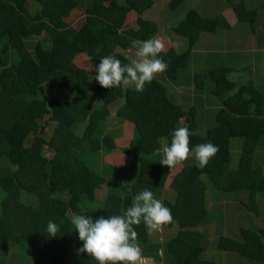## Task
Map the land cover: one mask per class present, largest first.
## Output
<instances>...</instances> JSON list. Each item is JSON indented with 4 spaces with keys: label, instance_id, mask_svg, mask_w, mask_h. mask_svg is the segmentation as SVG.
<instances>
[{
    "label": "trees",
    "instance_id": "1",
    "mask_svg": "<svg viewBox=\"0 0 264 264\" xmlns=\"http://www.w3.org/2000/svg\"><path fill=\"white\" fill-rule=\"evenodd\" d=\"M186 1L171 0L168 9L175 11ZM152 6L153 0H0V190L5 194L0 202V242L16 245L24 250L23 255L47 260L45 264H97L87 253L77 251L82 241L69 214L93 218L122 214L134 195L146 187L157 198L171 172L159 163L158 149L162 140L170 142L173 128L187 123L190 150L208 141L218 150L203 168L195 166L191 155L182 161L183 168L171 183L173 196L162 199L172 220L160 227H177L176 238L185 246L172 255V264H219L205 257L204 233L198 230L210 216V190L231 197L248 194L247 201L242 197L237 200L238 210L242 209L238 220L245 222L244 226L237 236L223 239V250L232 255L229 264H264V228L257 227L250 214L259 215L264 200V166L258 162L264 160V87L231 78L237 67L219 65L196 73L195 89L207 87L221 105L214 126L203 133L197 109H185L176 102L168 82L153 78L140 92L131 87L104 88L96 81L92 84L90 74L74 63L83 52L93 63L108 55L126 63L128 58L118 50L132 49L131 39L154 38L158 32L154 21L142 17ZM77 7L83 9L85 17L80 27L74 28L66 18ZM232 8L238 23L247 22L253 31L256 10L248 8L244 0ZM131 11L139 14L136 27L124 29ZM229 28L222 15L209 18L188 10L174 31L188 39L189 48L167 53L172 62L165 70L167 77L176 80L189 67L192 51L200 46L202 37ZM19 38L34 40L33 52L25 56L17 50L20 61L9 64L6 55L19 45ZM239 64L245 66V61ZM55 82L60 83L66 98H52L49 87ZM117 103L116 117L135 124V137L126 151L137 157V175L122 191L110 192L99 203L100 214H94L84 202L98 203L95 194L107 182V173L85 158L89 153L109 154L117 149L115 136L106 127L110 107ZM40 115L48 118L45 125ZM52 125L48 138L45 133ZM241 139V153L235 162L233 142ZM47 149H52L53 156ZM199 176L203 181L195 194ZM27 198L31 202H26ZM49 221L58 225L55 236H48ZM133 227L136 243L147 247L150 236L145 225ZM71 248L75 255L68 263Z\"/></svg>",
    "mask_w": 264,
    "mask_h": 264
},
{
    "label": "crops",
    "instance_id": "2",
    "mask_svg": "<svg viewBox=\"0 0 264 264\" xmlns=\"http://www.w3.org/2000/svg\"><path fill=\"white\" fill-rule=\"evenodd\" d=\"M170 1L171 0H153V2H154L153 6L150 9H148L147 11H145L144 14L142 15V17L144 19L154 21L157 24L158 32L154 38H158L164 45L163 51L160 52L158 55L167 63V65L172 63L171 61H168L166 58V55L170 50L173 49L177 53H182V52H185L189 48L188 39L183 37V36L178 35L174 31L175 25L179 22L180 19H182V17L185 15V13L188 10L194 9V10L198 11L200 13V15H202L204 17H209V18L214 17L218 14L222 15L226 19L230 28L234 27L238 24L236 14L232 8V5L236 4V2L238 0H187L186 4H189L188 7L185 8V7H183L185 5H182L179 9H177L175 11H171L168 9V3ZM209 5H215L216 6V13L213 16H207V14L205 12L206 8ZM84 17H85V14H84L83 9L81 7H77L71 11L70 16L68 18H66V22L69 23L72 27L77 28L76 25H74V22H78L79 20L83 21ZM138 18H139V14L137 12H135V11L129 12L127 15V18H126L124 29L136 27V23H137ZM225 31L228 32L227 30H223V32L221 34H219V37H221L222 34L224 37V39L223 40L221 39L220 41H218V39H216V37H215L216 35H214V34H209L208 37H205V36L202 37L201 41H200L201 47L197 46L192 51L191 64L183 72H180L179 77L176 80H170L167 77L166 71L157 73L154 76V78H157V79L162 80V81H166L172 86V88H173L172 92H173L174 97L176 98V102L180 103L181 106L184 107L185 109H189V108H186L187 104L182 103L185 101V99H183V98L190 99L189 96L191 95L192 100L194 101L196 94H198V96H201L202 93L208 91L206 98L204 99V102L200 106V108H202V111L209 115L210 119L208 121V125L205 124V125H203L204 127H201L200 126L201 122L198 119L200 130L201 131L205 130V132L207 131V129L209 127L214 126V121H215L214 116H215V113L218 110V108L221 107V105L216 98L211 96V91L207 87H205L203 90H196L195 89V86L193 84L194 83V75L198 72H200V73L205 72V71L207 72L210 69V67L212 69V67H215V66L218 67L219 65H222V66L225 65L226 67L232 66V65L223 64L222 61H219L218 63H216L219 60L218 56L224 55L227 58L230 55L232 50L240 51L238 49L244 48V47H246L247 44H250V46H249L250 50L245 53V54H247V53L249 54L250 62L249 63H248V61L245 62V66H243V67H245L246 69L244 70L243 67H241V70L245 71L244 72V76H245V74L251 73L253 68H257L258 73L259 72L263 73L262 78H260V80L262 81L261 82L262 85L261 86L259 85V87L261 89H263V87H264V58H263L264 57V38L261 37L262 35H260V36L259 35L255 36L254 34H251V36L246 35L242 40V46L238 47V46H236V42H234V44L231 43V40H229V35L224 34ZM19 40H21V41H20L19 45L17 43L16 47H18L17 50L19 51L20 54H23V52L26 50H27V52H31V53L33 52V48H32L33 45L32 44H33L34 40L31 42L30 41H28V42L23 41L21 38H19ZM202 40H205L208 46L207 45L203 46L204 41H202ZM118 52L122 53L127 58L134 54L133 49L118 50ZM239 62L240 61L233 63V67L238 65ZM74 63L79 68L86 70L90 74V76H91L90 81L92 84H94L95 79L92 78V76H93V73L95 71L96 63H93V61L88 56V54L84 53V52L78 54L76 56V58L74 59ZM256 65H257V67H256ZM232 74H234V72ZM232 74H231V78H232ZM187 75H190V77L189 76L187 77ZM184 78L186 80H184ZM248 81L251 83L254 82L253 79L246 80V82H248ZM52 84L53 83H51L50 85H52ZM254 84H255V82H254ZM191 93H193V94H191ZM118 103L114 104L110 107V110H111L110 120H114V118L116 117V110H117L116 108H117ZM121 122H123V121H120V123ZM123 124L125 125L126 129L123 130V132L120 136L115 137V144L117 146V149L114 150L112 153L106 154L104 156L105 157L104 159H106V161L108 162L109 165L114 164V166H117V167L125 170L127 168H131V166L135 162H137V157L135 156V154L133 152L129 153L126 151V149L129 148V146H130V144L134 138L135 124L133 122H130L127 120H125L123 122ZM182 168H183V164H182ZM182 168H181V170H182ZM181 170L178 172V174L181 172ZM108 181L109 180L107 178V183H109ZM209 192H213V191L210 190ZM213 194L215 195V192H213ZM243 194L247 198L248 194L242 193L241 195H243ZM217 195L218 194L216 193V196ZM235 196H236V194H235ZM235 196H232V197L235 198ZM165 198H167V197H165ZM163 200H164V198H163ZM163 200H161V201H163ZM245 201H247V199H245ZM235 202H236L235 204L237 207L238 203H237L236 199H235ZM260 207H261V204H260ZM259 211H260V214L256 215V217L260 218V215L262 213H261L260 209H259ZM238 213H240V212L238 211ZM228 217H229V214L227 215V217L225 219H227ZM210 218L208 219V221L213 220V218L212 219H210ZM259 218H257V221L259 220ZM216 219L217 218L214 217V220H216ZM231 219H232V216H231ZM220 220H222V218H219V221ZM219 221H218L217 225L215 226L216 230L214 231V233L217 232L216 236L220 239H212V240L209 239V240H211V241H209V244L211 242L214 243V250H212V248H210V249L208 248V250H209L208 253L209 252L217 253V257L220 260H222V259L231 260L232 255L229 252L223 250V239L226 237L232 238V237H234L235 234H233V232H231V230L227 229V226H226V229L223 231L224 225L220 224ZM253 221H255V220H253ZM254 224L261 229L264 228V224H262V225H261V223H254ZM205 227L206 226L203 225L201 228H199V230L202 233H204V239H205V245H206L208 243V242H206V241H208V239H206L207 230ZM177 229H178L177 227H173L171 229L159 227L157 230L149 232L150 241H149V244L147 247H145V246L141 247V248H143L141 256H145L152 263L154 261L156 264H160V260H159L158 255H161L162 257H166L169 264H172V261H171L172 255L178 254L185 247L176 238L177 237L176 236L177 235ZM176 249H177V251H176ZM68 253L70 256V259L68 261V263H69V262H71L72 257H74L75 254H74V250L72 248L69 250ZM19 254H22V253L17 252V254L15 253V256H17ZM204 254H205V251H204ZM10 256H11V254H10ZM27 260L28 261L30 260L29 257H27ZM36 264H40L39 261H37Z\"/></svg>",
    "mask_w": 264,
    "mask_h": 264
},
{
    "label": "clouds",
    "instance_id": "3",
    "mask_svg": "<svg viewBox=\"0 0 264 264\" xmlns=\"http://www.w3.org/2000/svg\"><path fill=\"white\" fill-rule=\"evenodd\" d=\"M130 47L134 54L122 63L115 56H102L95 65L92 78L101 87H131L143 91L146 83L155 74L163 72L167 63L158 55L164 45L158 38L144 40L131 39ZM190 130L187 123L173 128L170 142L162 140L158 151L159 163L168 168L193 156L198 168H203L210 157L218 150L210 141L189 148ZM172 220L170 209L156 198L150 188L138 191L133 201L122 214L91 215L72 214L70 222L82 244L77 249L90 255L97 264H139L142 261L140 247L136 243L133 225L143 223L148 232L157 230L162 224ZM58 225L49 221L46 225L48 236H55Z\"/></svg>",
    "mask_w": 264,
    "mask_h": 264
},
{
    "label": "rangeland",
    "instance_id": "4",
    "mask_svg": "<svg viewBox=\"0 0 264 264\" xmlns=\"http://www.w3.org/2000/svg\"><path fill=\"white\" fill-rule=\"evenodd\" d=\"M239 1V0H238ZM246 5L248 6V8L254 9L256 10V17L254 18L255 20H253L252 22V28L253 31L251 30L249 24L247 22L244 23H238L236 26L229 28L227 31L228 32H224V34L229 35V40H231V43L234 44V42H236V46H242V40L243 38L248 35L251 36V34H254L255 36L257 35H262L261 37L264 38V8H263V4H264V0H244ZM187 2H185L183 5V7H188L189 4H186ZM154 4V2H153ZM184 9V8H183ZM181 11V10H180ZM207 16H213L216 13V6L215 5H209L206 10H205ZM180 13V12H179ZM72 21V20H71ZM82 20H79L78 22H74V25H76L77 28H79V26L81 25ZM219 30V29H218ZM221 32H218L217 35L215 36L216 39H218V41H220L221 39L223 40V34L221 37H219V34ZM209 36V35H208ZM206 36V37H208ZM204 41L203 46H206L207 43L205 40ZM208 46V45H207ZM250 44H247L246 47L244 48H240L238 50L240 51H236V50H232L230 55L226 58L225 56L221 55L218 56V61L216 63H218L219 61H222L223 64H227V65H232L231 67H233V63L237 62V61H241L243 62V60L245 62L248 61V63L250 62L249 60V54H245L247 51L250 50ZM18 48H12L10 53H8L6 55V60L9 64H11L13 61L19 62L20 61V55L17 52ZM23 55L28 56L31 55V52H27L24 51ZM264 58V57H263ZM243 64V63H242ZM242 64L236 65L235 67H237V70L234 72V74H232V78L239 80V82L243 81L246 82V80L248 79H253V81L255 82V85L259 88V85H262V81L260 80V78H262L263 73L259 72L258 73V69L257 68H253L251 73L249 74H245L244 76V70H241V67H243ZM261 66V65H260ZM257 67V65H256ZM1 71L2 69H0V75H1ZM190 77V75H187V77ZM184 80H186L184 78ZM49 93L51 94L52 98L54 97H64L66 98V95L64 94V91L62 90V86L60 85L59 82H55L52 85H50L49 87ZM207 92H204L201 94V96H198V94L195 95V100H192V96L190 95V99L187 98H183L185 99L184 102H182L183 104H187L186 108H189L191 106L194 105V107L197 109V116L198 119L200 120V126L204 127L203 125H208V121H209V115L204 113L202 111V108H200L201 104L204 102V99L206 98ZM193 94V93H191ZM42 110V106H38V111ZM41 120V124L46 123V120L48 118H44L43 116H38ZM121 120L117 117L114 118V120H110L106 123V127L108 131H111V133L116 137V136H120L123 132V130L126 129L125 125L123 124V122L120 123ZM54 126L52 125L51 127H48L45 133V136L50 138L52 136V131H53ZM207 128V127H206ZM83 129H80L78 131V134L81 135ZM203 133H205V130L203 131ZM134 137H135V132H134ZM134 139V138H133ZM241 142H238L236 140H234L233 143V147H232V152H233V157H234V161L239 159V155L241 153V149H242V139L240 140ZM48 153L50 154V156H53V152L52 149H47ZM107 153L105 151L100 152L99 154H91L89 153L88 158L87 159L90 164L92 163V165L99 171H104L106 169V173H107V178H108V182L109 183H105L103 184L99 189H97L96 194H95V198L98 200V203H87L84 202L85 206H89L93 209V211H91V208H87L88 210H90V212L94 213V214H100L101 211V204L104 201V199L106 198V196L112 192V191H122L125 187V185L127 184L129 179H134L137 175V162H135L131 168H127V169H122L119 168L117 166H114V164L109 165L108 162L106 161V159H104L105 155ZM136 160V159H135ZM260 164H262L264 166V160L261 159L260 161H258ZM171 168V172L170 175L168 176V179L166 181L165 187L162 189V193L159 194L157 196L158 199L162 200L163 198L167 197L170 198L173 196L172 190H171V183L173 181V179L176 177V175L178 174V172L181 170L182 168V163L178 162L176 165L170 167ZM203 181V178L201 176H199L194 184V192L195 194L198 191L199 185L200 183ZM118 192V191H116ZM124 194V193H122ZM165 196H164V195ZM4 192L0 190V202L2 200V198L4 197ZM207 197H208V211H209V215H210V219L214 217H216V220H212V221H207L205 222V228L207 230V236L206 239H208V242L206 244L207 247H205V257L210 259L213 258V260H215L216 262H218L219 264H229V259H222L220 260L217 257V253H212L209 252L208 253V248H212V250H214V243L211 242L209 244V241H211L212 239H220L216 236V233H214V231L216 230L215 226L217 225L219 218H222V220L219 221V223L223 224V231L226 229L231 230V232H233V234H237L239 232V228L241 225H243L245 222L238 220V218H240V213L241 212V207L238 210V208L236 207V202L235 199L233 200V198L231 197V195H214L212 192L207 193ZM238 197V200L240 199V197H242L244 200L246 199V196L238 194L235 196V198ZM26 202H31V198H27L25 199ZM249 206V205H248ZM249 208H246V213H248ZM261 215L260 218L256 217V214H254L253 212H250L251 216H252V220H255V223H261L264 224V201L261 202ZM242 213V212H241ZM229 214V217L227 219H225L227 217V215ZM72 213L69 214V216L71 217ZM232 219H231V216ZM234 217V218H233ZM257 218H259V220L257 221ZM246 219H248V217H246ZM238 223V224H237ZM241 225H240V224ZM210 224V225H209ZM201 228V227H200ZM199 230V228H198ZM237 236V235H236ZM211 239V240H209ZM140 247V251L142 253L143 245H138ZM172 246V245H171ZM177 251V249H176ZM22 253L24 252V250L16 247V245L10 243V244H5L0 242V264H36L37 260L39 261V263H43L45 264L46 262H48L47 260L38 258L36 256H28L27 254L23 255V254H19L17 256H15V253ZM26 253V251H25ZM170 253V252H169ZM249 253V249H247L245 251V254ZM11 254V256H10ZM10 256V257H9ZM159 256V260H160V264H169V262L167 261L166 257H162L161 255ZM27 257H29V261L27 260ZM145 257V256H144ZM69 261V260H68ZM3 262V263H1ZM41 263V264H42ZM153 264H156L153 261Z\"/></svg>",
    "mask_w": 264,
    "mask_h": 264
},
{
    "label": "built area",
    "instance_id": "5",
    "mask_svg": "<svg viewBox=\"0 0 264 264\" xmlns=\"http://www.w3.org/2000/svg\"><path fill=\"white\" fill-rule=\"evenodd\" d=\"M142 261L139 262V264H153L151 261H149L146 257L142 256Z\"/></svg>",
    "mask_w": 264,
    "mask_h": 264
}]
</instances>
